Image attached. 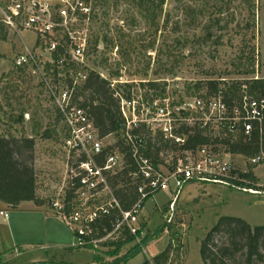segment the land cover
<instances>
[{
    "label": "rangeland",
    "instance_id": "374dc122",
    "mask_svg": "<svg viewBox=\"0 0 264 264\" xmlns=\"http://www.w3.org/2000/svg\"><path fill=\"white\" fill-rule=\"evenodd\" d=\"M95 1L98 15L91 44L98 41L104 50L90 47V64L114 87L133 84V92L139 95L144 91L142 83L154 82L160 85L159 92L165 89L177 100L207 97L208 81L224 87L264 78V0ZM3 34L0 136L35 138L37 194L48 201L67 177L66 129L38 80L14 67L16 56L25 46H32L35 36L25 33L20 38L5 30ZM121 89L120 94H125ZM45 133L51 138L44 139ZM238 135L229 139L236 141ZM227 137L222 135L216 144L220 154L242 179L241 173L255 175L253 190L258 194L242 191L241 183L187 185L179 195L172 188L147 201L141 216L140 238L144 239L140 244L133 239L85 247L72 246L76 237L46 203L35 204L42 209L40 213L28 205L9 210L3 206L0 212L7 211L9 217H0V264H114L119 260V264H142L168 246V264H204L201 243L221 217L264 226V162L253 167L250 159L230 154L223 143ZM115 141L107 138L104 145ZM50 213L53 217H47ZM214 241L222 245L226 238L219 235ZM7 243L14 247L5 249ZM70 246L71 250L65 248ZM136 248L140 252L135 255ZM243 259L238 255L237 264H244ZM256 264H264V260Z\"/></svg>",
    "mask_w": 264,
    "mask_h": 264
},
{
    "label": "built area",
    "instance_id": "2783aa9c",
    "mask_svg": "<svg viewBox=\"0 0 264 264\" xmlns=\"http://www.w3.org/2000/svg\"><path fill=\"white\" fill-rule=\"evenodd\" d=\"M97 12L95 0H0V28L20 38L25 33L35 36L32 46H25L16 56L15 69L38 80L66 129L65 145L70 159L67 177L46 205L72 231L76 237L74 246H95L127 237L140 244L144 239L140 238L141 216L147 201L172 188L179 195L187 185L241 183L242 191L258 194L223 158L216 144L222 135L229 139L240 132L249 140L254 124L261 125L264 120V100L244 96L240 105L229 107L220 94L175 100L168 92L159 95L154 89L144 88V94L132 91L130 100L119 93L115 95L120 100L126 123L125 141L131 146L135 164L129 176L137 179L133 185L138 193L131 209H122L111 178L125 169V155L113 147L115 143L104 145L107 138L99 137L90 114L75 98L89 74L97 72L90 64ZM98 50H104L103 44L99 43ZM141 126H145L144 131L131 134ZM184 129L189 133L192 129L202 131L212 142L183 149L186 136L180 131ZM149 144L161 149L160 163L146 155ZM250 162L254 167L264 162V153ZM0 217L8 219V212L1 211ZM111 218V230L105 229V235L98 237L102 222Z\"/></svg>",
    "mask_w": 264,
    "mask_h": 264
},
{
    "label": "trees",
    "instance_id": "16d2710c",
    "mask_svg": "<svg viewBox=\"0 0 264 264\" xmlns=\"http://www.w3.org/2000/svg\"><path fill=\"white\" fill-rule=\"evenodd\" d=\"M4 30L0 28V37L6 38ZM98 41L92 43L95 49H98ZM91 46V47H92ZM112 82L101 77L97 72H91L76 95L77 104L84 108L91 116L94 126L100 138L113 137L115 145L122 154L125 155V169L111 178V186L115 196L120 201L122 209L130 210L132 205L138 199V193L129 174L134 172L135 164L132 157L131 146L125 141L126 129L125 120L120 112V100L115 97L121 87L124 88L123 98L130 100L133 84H125L112 88ZM207 97L222 95L225 103L229 107L240 105L243 97H252L257 101L264 100V78H253L233 83L230 86L221 87L217 81H208ZM142 88L154 89L159 95L165 93V89L159 92L158 83H142ZM81 98L82 101H78ZM145 130L141 126L131 131L132 135H137ZM180 134L186 136V143L183 149H195L198 146L210 144L211 139L202 131L188 129L180 131ZM44 139H50V135L45 133ZM229 148L228 152L233 155H240L247 159H252L264 153V120L261 125L254 124L251 137L244 138L242 132L239 133L236 141L230 139L223 141ZM35 138L14 137L12 135L0 136V204L9 209H16L22 203L32 202L37 206H43L46 201L41 200L37 194V177L35 172ZM113 147H109L112 149ZM166 148V147H165ZM160 148L148 145L147 156H153L154 162L160 163ZM73 160H71V163ZM73 165V163H72ZM254 167V166H253ZM241 176L250 182L253 189L257 185V179L252 172L241 173ZM113 219H106L98 228V237L105 235L104 230H111ZM224 235L226 243L222 245L215 244V237ZM133 237H127L125 242L133 240ZM121 242V241H120ZM122 243L117 245L120 248ZM72 248H69L71 250ZM137 250V248L135 249ZM138 249L135 255L138 254ZM171 246L157 254L152 259L145 260L142 264H168L170 260ZM126 258L124 262L133 256ZM200 255L204 264H237V256L240 255L244 264H256L264 260V226H251L245 220L235 217H221L217 224L209 231L201 243ZM122 260L116 261L119 264Z\"/></svg>",
    "mask_w": 264,
    "mask_h": 264
},
{
    "label": "crops",
    "instance_id": "0c3cea01",
    "mask_svg": "<svg viewBox=\"0 0 264 264\" xmlns=\"http://www.w3.org/2000/svg\"><path fill=\"white\" fill-rule=\"evenodd\" d=\"M38 197L40 198V196H39V194H38ZM41 200H43L42 198H40ZM23 205H28V207L29 208H31V210L32 211H35V212H38V213H40V211H42V209L39 207H37L34 203H32V202H27V203H22L19 207H21V206H23ZM4 205L3 204H0V208H2ZM46 212V211H45ZM47 213V212H46ZM50 215H52L51 213H50ZM47 217H53V215L52 216H48L47 215ZM76 243V242H75ZM75 243H73V245L72 246H74L75 245ZM4 246V248L5 249H8V248H12V247H14L13 245L12 246H10L8 243L7 244H3ZM72 246H70V247H65V248H71ZM64 248V247H63ZM149 259V258H148Z\"/></svg>",
    "mask_w": 264,
    "mask_h": 264
}]
</instances>
